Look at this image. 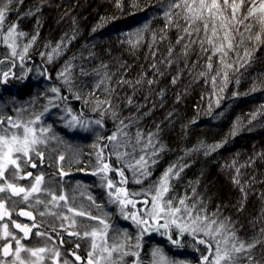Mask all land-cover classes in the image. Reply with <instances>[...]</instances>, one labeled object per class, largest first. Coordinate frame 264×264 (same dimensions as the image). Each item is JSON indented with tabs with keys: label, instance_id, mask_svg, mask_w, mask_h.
<instances>
[{
	"label": "trees",
	"instance_id": "trees-1",
	"mask_svg": "<svg viewBox=\"0 0 264 264\" xmlns=\"http://www.w3.org/2000/svg\"><path fill=\"white\" fill-rule=\"evenodd\" d=\"M167 4L120 0L118 7L117 0H13L5 22L26 34L25 44L36 36L27 55L29 67L42 65L45 76L35 83H18L13 94L11 82L3 89L16 97L32 93L33 103L44 108L48 90L59 88L75 110L102 120L107 129L121 130L120 138L131 146L138 133L146 141L153 134L158 154L152 156V174L158 178L172 165L183 167L172 181V195L202 201L209 214L230 221L240 240H260L251 255L264 260V116L251 120L264 106V46L247 44L253 58L244 67L236 63L244 48L230 53L227 62L234 69L227 70V86L223 73L214 86L219 55L212 57L209 72L211 52L202 50L203 30L177 43L185 21L176 18L180 27L165 28ZM58 44L60 55L49 62L47 54ZM66 65L71 87L60 76ZM98 100H110L111 106L98 107ZM216 144L223 147L213 151ZM87 146L84 155L90 154ZM52 158L46 157L45 163L56 172Z\"/></svg>",
	"mask_w": 264,
	"mask_h": 264
},
{
	"label": "snow or ice",
	"instance_id": "snow-or-ice-1",
	"mask_svg": "<svg viewBox=\"0 0 264 264\" xmlns=\"http://www.w3.org/2000/svg\"><path fill=\"white\" fill-rule=\"evenodd\" d=\"M12 3L13 0H0V39L11 50V56L20 60V67L23 70L28 49L35 42L36 36H33L23 46L22 50L18 51L20 38L26 34L18 32L15 24L10 25L4 31L6 16L11 10ZM117 6H121L120 0H117ZM180 17L183 18L186 26L182 28L183 35L178 37L177 43L184 40L185 36L191 37L193 33H200L203 30L204 36L200 39V43L204 52H211L207 64L209 72L213 71L214 67L212 57L219 55L220 67L216 70V75L212 77L214 86L221 73H223L224 86H227L229 79L227 70L234 69V64L227 62L230 53L243 47L244 56L240 57L236 63L240 67H244L249 65L253 58L247 44L254 41L258 46H264V0H168L167 10L164 12L165 28L180 27L176 20ZM200 24H202V29ZM245 33L248 35L245 36ZM129 42L131 43V41ZM194 42L192 41V43ZM205 43L210 47H204ZM61 47L62 45L58 44L52 49V53L47 54L49 62L53 60L54 56L60 55ZM187 47L188 45H185L186 49ZM171 52L172 49L170 48L169 54ZM44 55L46 54L41 53V56ZM2 64L4 61L0 60V65ZM16 67V63L13 62L7 71L0 70V85H7L11 79L22 82L28 79L26 72L23 76L13 72L12 69ZM235 70L238 71L239 69ZM201 75H205V73H201ZM60 76L64 78L65 83L69 84L70 87L72 86L70 66L66 65ZM237 83H239L238 80ZM219 90L222 92L224 88L221 87ZM256 90V87H253L252 91ZM4 91L7 92L8 89L5 88ZM60 91L59 88H51V92L55 96L49 100V103L53 107L58 106L52 103L54 99H67L60 96ZM233 95L237 94L234 93ZM76 98L80 99L81 97L77 95ZM129 103H131V99ZM102 104L111 106V101H97L98 107ZM217 104H219V99ZM48 111L49 109L45 107L42 112L29 115L27 109L20 108L15 109V116L0 114V229H2L0 231V264H49V261L51 264H75L76 261L82 260L80 255L73 252L75 261L70 262L67 259L61 261L60 248L48 247V241L52 240V236L48 235L47 230L40 231L44 222L37 223L36 216L31 211L38 206H43L42 210L38 212L40 217L47 215L60 220V228L69 236L90 240V250L84 264H127L125 257L130 256L136 257L132 264H141L140 253L133 249L141 247L140 240L143 234L149 232L167 234L168 239L177 247L182 246V237L191 236L196 245H204L207 251V254L201 252L200 264H245L246 261L247 264H264V260L257 261L251 255V252L261 243L260 240H240L235 230L229 227L230 221L220 218L218 213L209 214L202 201L196 200L194 197L177 198L172 195V181L180 177L183 167L172 165L147 191L130 193L126 188L117 186L108 175L109 172L117 171L122 178L120 183H127V180L124 179L123 168L114 169L104 161L103 151L108 147L105 144L99 146L100 151L96 153V166L92 175H100L102 183L106 182L104 186L107 189L110 202L118 204L123 218L132 220L140 230L135 244L129 243L131 237L126 231L122 233L123 240L117 238L120 233H117V236L110 235V229L115 231L114 226L110 224L106 213L96 215L92 212L93 206L97 209H100L101 206L96 203L91 195L87 197L91 201L89 205L77 206L75 198H70L62 189L58 190L53 184L46 181L44 173L34 175L32 171H28L29 167L36 169L38 164L43 163L45 159V151L40 146H47L50 139H56L55 136L48 135L51 133V125L42 126L43 117ZM69 114H71L70 109ZM101 115L103 116L104 113ZM113 115L115 116V113ZM257 116H264V106L252 114L251 120H256ZM92 123L103 126L102 120H95ZM123 123L121 121V124ZM77 125L88 127L87 124L79 121L75 115L72 116L71 121L66 126L75 128ZM120 131L118 129L117 133H113L107 138L109 143L116 142L117 147L121 145ZM232 135H236L235 128ZM152 136L153 134H149L148 143L142 145V151L145 154L135 159L134 164L127 165L134 173L138 172L144 179L151 175L149 170L150 157L147 149L152 145ZM142 139V135L138 133L136 143L141 144ZM221 147L223 144H216L212 146V150ZM115 154L117 160L122 159V154L119 152ZM152 154L157 155L158 152L153 150ZM123 155L131 154L124 153ZM66 159L63 154H59L55 158L54 162L59 164V169L53 175H58L61 179L69 175L64 170ZM155 162L152 160V163ZM20 181H27L28 183L21 184ZM136 183H142V180L138 178ZM234 183L238 184L239 180L235 179ZM140 195L150 198L142 201L145 205L143 209L131 211L137 206L134 198ZM18 204H24L29 210L21 208L17 212ZM14 212L18 216L27 217L32 221V224L29 226L18 223L16 219L12 218ZM67 213L72 215L69 216ZM6 218L8 222H4ZM160 220L164 222L160 223ZM66 223L67 227H65ZM10 226L18 231H12ZM34 229L35 231H33ZM161 229L164 231L161 232ZM51 230L60 237L61 245L66 242L63 239V232L57 231L54 225ZM19 233H23V235ZM261 234H264V228L261 229ZM32 237L43 238L44 245L31 246L23 243ZM80 247L81 245L77 243L76 248ZM151 256V264H184L183 261L170 259L160 248L154 249Z\"/></svg>",
	"mask_w": 264,
	"mask_h": 264
},
{
	"label": "rangeland",
	"instance_id": "rangeland-1",
	"mask_svg": "<svg viewBox=\"0 0 264 264\" xmlns=\"http://www.w3.org/2000/svg\"><path fill=\"white\" fill-rule=\"evenodd\" d=\"M9 26L10 25L5 22L4 31H6ZM22 41L23 37L20 38V48L18 49V51L22 50L23 46L25 45V42L23 43ZM10 53L11 50L3 43L2 39H0V58L4 61V64L0 65V70L7 71L10 68L11 64L15 62L17 67L12 69L13 72L16 71L18 75L23 76L25 72L28 75V72L30 71L29 74L31 75V78H28L23 82L20 80L11 79L8 84H10V82L12 83V94L16 92V86L18 83H20V85H23L27 82L35 83L40 79V77L42 78V76H45V70L42 68V65H39L34 62V64L29 67V64L32 60L28 58V56L24 61V68L22 70L20 67V60L12 57ZM3 86L4 85H0V114H3L5 116H15V109L24 108L27 109L29 115H31L32 113L42 112L45 107L49 109V111L43 117L42 126L47 127L48 125H51V133H49L48 135L55 136L56 139H50L47 146H40V148L45 151V159L43 163L38 164V167L36 169H32L31 167H29L28 171H32L34 175L44 173L46 181L53 184L58 190L62 189L65 194H67L70 198L74 197L77 206L81 204L84 206L89 205L91 201H89L87 197L91 195L96 200V203L101 206L100 209H97L95 206H93L91 209L92 212L96 215H103L106 213L109 217L110 224L114 226L115 231L110 229V235L117 236V233H120L117 238L119 240H123L124 236L122 235V233L126 231L128 236L131 237L129 243L135 244L136 237L137 235H139L140 230L136 227L132 220H126L123 218L120 213L119 205L110 202V198L107 194V189L104 186L106 182L102 183L100 175H92V172L95 170L96 153L100 151L99 146L107 144L108 147L105 148L103 151L104 161L110 164L111 167L114 169L119 170L123 168L124 179L127 180V183H120L122 178L117 171L109 172L108 175L113 179L114 183L117 186L121 188H126L130 193H143L147 191L153 184H155L161 177L158 176L157 178V176L152 174L150 170V166L153 165V145H150L147 149L148 156L150 157L149 170L151 172V175L148 176L147 179H144L139 175L138 172L134 173L129 167H127V165L130 163L134 164L135 159H138L140 155L145 154L144 151H142V145L147 144L148 140H142L141 144L136 143L135 145L131 146L127 143L129 140L124 141L122 138H120L121 145L117 147L116 142L109 143L107 138L113 133H117L118 129H107L104 123L102 127L92 123L95 120L99 119H97L96 117L84 115L78 110H75V108L71 106L74 103L68 102L65 99H54L52 103L58 106L53 107L52 104L49 103V100L55 96V94L52 93L51 90H48V94L46 97L47 104L44 108H41L33 103L34 101L32 100H34V98L30 99L32 93L26 95L25 97H16V94H9L11 93V91H8L9 93L4 91ZM69 109L71 110V114H69ZM73 115L77 116L78 120L82 121L84 124H87L88 127H81L79 125H77V127L75 128L67 127L66 125L69 121H71ZM84 144L88 145L87 152L90 154L87 155L89 156L84 155L82 153ZM116 152L122 154V159L117 160V155L115 154ZM124 153H129L131 155H123ZM59 154H63L66 156L67 159L64 162V165L68 167V169L64 168V170L69 173V175L64 176L62 179L58 175H53V173H56L59 169L58 163H56V166L58 167H55L57 170L56 172L49 170L48 165L45 163L46 157L48 159L53 157L52 159L55 160V158L58 157ZM85 159L88 160L85 161ZM79 163L88 164L89 166L87 168H80L77 166ZM138 178L142 180V183H136V179ZM20 183L27 184L28 182L20 181ZM146 198L150 197H146L144 195L135 197L134 199L137 203V206L136 208L131 209V211L143 209L145 205L142 203V201H144ZM18 208L28 209L24 204H18L17 209ZM42 208L43 206H38L37 208L31 210L35 212L39 223L41 221L44 222L40 231L43 232L47 230L48 235L52 236V240L48 241V247L55 246L60 248L62 254L60 258L61 261L67 259L72 262L69 258V253L66 252L65 249L60 247L58 242L59 237L56 235L55 232H52L51 230L52 226L54 225L57 231L63 232V235H65L66 232L60 228L61 221L47 215L45 217H40L38 215V212L42 210ZM64 211L67 212L66 209H64ZM67 214L69 216L72 215L71 213ZM159 222L163 223L164 221L160 220ZM65 227H67V223L65 224ZM11 230L13 231L12 228ZM0 231H2V229H0ZM163 231L164 230L161 229V232ZM71 239L75 240V242L81 245L80 250L84 251L87 256V253L90 250V240L77 239L74 236ZM25 244H29L31 246H43L44 239L41 237H33L31 241ZM140 244L141 247L139 249L133 250L138 251L140 253L141 264H151V253L156 248L162 249L170 259L183 261L184 264H200L201 252L207 254L204 245H196L193 238L187 235L181 238V247H177L176 245H174L168 239L167 234L161 235L160 232L144 233L142 239L140 240ZM135 260L136 257L134 256L125 257V261L127 262V264H132V262ZM49 264H51V261H49ZM245 264L247 263L245 262Z\"/></svg>",
	"mask_w": 264,
	"mask_h": 264
},
{
	"label": "flooded vegetation",
	"instance_id": "flooded-vegetation-1",
	"mask_svg": "<svg viewBox=\"0 0 264 264\" xmlns=\"http://www.w3.org/2000/svg\"><path fill=\"white\" fill-rule=\"evenodd\" d=\"M21 208H18L17 209V212L20 210ZM25 210H29V209H25ZM31 211H33V210H31ZM33 214L36 216V214H35V212H33ZM12 218L13 219H16L17 220V222L18 223H22V224H28L29 226L32 224V221L31 220H29L27 217H25V216H18L17 214H16V212H14L13 214H12ZM5 221H7V218H6V220ZM36 222L37 223H39L38 222V220H37V216H36ZM13 229V231H18V230H16V229H14V228H12ZM42 229V227L40 228V230ZM33 231H35V229L33 230ZM20 235H23V233H19ZM33 238V237H32ZM32 238L30 239V240H26V241H23V243H28L29 241H31L32 240ZM71 238H73V236H69L68 235V233L66 232L65 233V235H63V239H64V241H66L64 244H60V237H59V245H60V247H62L63 249H65L66 250V252H68L69 253V258H70V260L71 261H75V257L72 255V253L73 252H76L78 255H80L81 257H82V260L81 261H76L75 262V264H84V262L87 260V256H86V254L84 253V251H81L80 250V248H76V244H77V242H75V240H72ZM79 249V250H78Z\"/></svg>",
	"mask_w": 264,
	"mask_h": 264
}]
</instances>
